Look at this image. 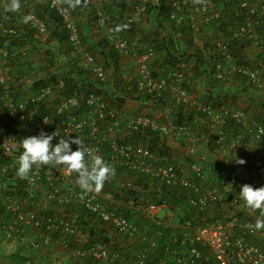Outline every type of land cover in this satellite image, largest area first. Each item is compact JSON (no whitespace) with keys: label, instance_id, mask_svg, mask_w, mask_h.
<instances>
[{"label":"built area","instance_id":"2783aa9c","mask_svg":"<svg viewBox=\"0 0 264 264\" xmlns=\"http://www.w3.org/2000/svg\"><path fill=\"white\" fill-rule=\"evenodd\" d=\"M42 1L59 17L67 35L69 52L61 54L59 61L67 62V69L71 67L87 71L91 78L104 84L107 75L82 42L71 8L66 7L63 0ZM87 1L92 9L91 25L102 31L103 39L121 58L133 63L132 80L137 93L156 96L166 93L174 105L197 107L205 114V124L208 123L212 129L218 127L215 143L219 147L227 145L235 149L241 146L246 150L254 148L255 152L264 151V125L249 119L242 110L234 107L214 111L209 106L198 105V101L186 89L189 81L182 65L164 77H152L149 66L155 60L156 52L152 46L143 43L136 28L147 18V7L155 6L157 0H128L129 7L121 18L118 13L115 19L105 8L113 0ZM227 2L231 4L235 16L240 17L228 29L229 40L248 41L246 51L249 48L257 49L264 59V33L261 31L264 27V0ZM2 4L6 5V1L0 0ZM21 4L26 8L18 11L19 18L26 20L27 29L45 38L46 22L30 8L29 0H22ZM210 4L209 0L167 2V20L175 27L186 23L198 49H202V39L207 36L204 27L218 15ZM5 21L0 14V38H17L19 26L6 25ZM130 28L134 31H129ZM178 40L179 35L176 34L177 50L181 47ZM215 40L209 61L212 78L217 81L241 78L247 80L250 88L264 90V69L249 65L250 58L246 54L242 60L234 55L229 40L223 34L216 36ZM7 46L0 44V110L4 113V117L0 116V208L9 215L7 218L0 215V239L3 242H20L37 232L39 240L49 244L51 238L42 235V224L46 232L61 231L69 236L73 243L71 257L88 259V264H264V249L255 242L259 231L255 228L256 222L243 213L238 215L246 207L238 195L240 186H264V165L260 168H247L244 165L246 167L240 173L226 159L224 165L214 167L197 152L199 144L195 142L199 139L192 136L190 123H176L172 113L167 110H163L159 119L139 112L128 116L124 105L116 101L108 104L102 93H89L84 97L76 93L60 96L64 87L60 78L35 93L18 96ZM26 53L20 50V58L26 59ZM44 102L53 105L46 107L48 113H42L39 121L33 124L31 120L38 112L37 105ZM225 116L238 127L233 137L222 131ZM41 130L46 133L56 130L57 138H54L53 144L62 135L79 137L112 167L144 173L165 185L184 189L188 193L187 205L197 212L195 214L204 213L202 223L185 219L179 224L178 217H182L184 209L179 204L172 206L165 201L159 204L147 202L132 207L131 201L125 204L121 198L114 199L113 194L102 190L81 196L82 190L76 184L77 175H67L60 167L33 166L29 178L20 179L16 174L17 158L22 152L20 141L26 136L39 134ZM143 130L156 133L167 144H180L186 140L189 145L195 146L186 148L182 156H175L174 153L169 158L158 156L140 142L128 139L133 133ZM76 147L72 145L73 150ZM182 158L188 162L185 169ZM113 177L105 183L112 182ZM16 184L22 188L23 194L14 197L9 193ZM121 185L124 183L119 182ZM125 186L131 187V183L126 182ZM37 188H48L44 201L58 206L54 213L44 216L46 220L43 222L34 210L29 209V200L35 197ZM226 204L227 209L215 218L213 213ZM125 205L126 209L135 210L141 219H147L153 227L127 218L119 211L125 209ZM70 206L81 207L95 216L103 227H111L121 244L131 253V259L124 260L120 253L109 250L100 241L88 243L86 233L78 226V215L70 212ZM254 212H258V218H264L261 217V210ZM36 240L37 237L29 244L33 250L40 248V242ZM159 240L161 244H158ZM158 245H161L160 254L155 255L154 250ZM173 246H177L176 249Z\"/></svg>","mask_w":264,"mask_h":264},{"label":"trees","instance_id":"16d2710c","mask_svg":"<svg viewBox=\"0 0 264 264\" xmlns=\"http://www.w3.org/2000/svg\"><path fill=\"white\" fill-rule=\"evenodd\" d=\"M4 1L11 2L12 6L14 4V0ZM29 1L32 2L35 0ZM21 2L22 0H19V8H5V5H0V14L6 19V25H18L20 28V34L17 38L7 36L0 38V44H8L7 50L11 63L10 66L16 72L14 78L16 81L15 87L18 91V96L21 94L30 95L35 93L40 90L41 87L47 86L52 81L60 78L64 82V87L62 89L63 92L60 96L76 93L78 96L84 97L89 93H102L108 101V104H113V102L116 101L119 105H125L127 101H133L139 103L141 108H148L149 112L153 109V111H155V109L160 110L169 107L170 113H172L176 123L186 122L192 125V129L197 125L203 129L201 131L203 132L202 134L199 133L195 136L199 139L195 142L196 144L204 145L209 154H219L221 152L222 147L216 145L215 139L213 136L211 137L213 129L208 123L205 124V114L198 110L197 107L174 105L168 100L166 93H162L159 96L137 93L135 91L131 73L126 68H122L124 65L121 62L120 55L108 45L106 40L100 39L93 45L87 46V34L89 32L90 24L89 20L87 21L88 24L85 25V32L82 33L81 29L79 30L82 42L87 47V50L93 55L95 62L102 67L107 75V80L104 84L91 78V75L87 71L83 69H73L71 67L70 69H67V62L59 61L61 52L62 54H67L69 52L67 35L59 17L55 15L44 2L38 4L34 11L40 19L46 22L47 28L44 35L45 38H42L34 31L27 29L28 24L26 20L19 18L18 11L22 10L23 7L26 8V6H22ZM63 2L66 7L71 8L75 18L81 16L83 11H88L91 7L90 2L87 0H80V3L75 7H72L74 0H63ZM167 2L168 0H157L155 6H148L146 10L147 17L152 20L155 25V30L151 35L152 37L150 38L149 36L147 39V45L149 44L152 46L156 52V58L149 66L152 77H164L169 71L176 70L182 65L185 67V69H183L185 74L188 75L189 82L186 88L188 93L193 94L197 91L200 92V96L197 98L198 105L209 106L214 111L219 110L222 107H233L232 104L228 102V96L230 97V95H233L234 93H245L247 89L250 88L249 83L247 80L241 78L231 80V82L226 80L217 81L213 79L210 69L211 64L209 61L211 59L210 53L213 50V43L216 41V36L223 34V36L229 40L230 34L228 29L230 26H234L235 22L239 21L240 17L235 16L232 6L227 0H209L218 15L204 27L205 35L208 36L203 37L202 40L204 45L202 46V49H198L193 42V38L186 23L175 27L167 20V14L169 11ZM128 7V0H113L109 5H106L105 8L111 18L115 19L118 13L121 18L122 13ZM129 31L132 32L134 30L130 28ZM261 31L264 33V27L261 28ZM176 34L179 35L178 41L181 46L178 50L175 47ZM49 41H54L55 45L58 46V50L52 48L42 50L44 58L35 64L30 62L26 63V59L20 58V50H23V44H29L31 51L34 52V50H37L42 43L46 44ZM228 43L233 54L242 60L244 54H246V48L249 42L245 40L230 39ZM254 61L257 67L260 69L262 68V70L264 69V59L262 58V55L255 58ZM123 70H127V74ZM57 98L58 97L56 96V100ZM49 105L52 106L53 103L50 104L49 102H44L43 104L37 105L38 112L31 120L33 124L39 121V117L42 113H48L46 107ZM261 108L264 111V104ZM3 115L4 113L0 110V116L4 117ZM258 121L264 125V118L261 119L263 122L260 120ZM222 131L229 134V137H233L236 135L238 127L232 120L225 116ZM128 139L140 142L143 146L158 156L169 158L173 153L175 156L182 155V152L179 149L171 148L165 140L151 131L143 130L141 132L133 133ZM188 146L194 147L195 144L186 145V148ZM241 159L245 161L243 165L248 164L250 167L247 168H251V166H258V164L264 160V156L261 159L257 152L253 151L243 155ZM263 162L261 164H264ZM231 165L236 166L237 163L233 161L230 163V166ZM215 166L219 167L220 165L215 163ZM113 168L115 169V174L112 182L105 183L101 190L113 194L115 197L114 199L118 200L121 198L120 200L125 202V204L131 201L133 203L132 207L147 202H155L159 204L165 201L172 206L179 204L184 208L182 217H178L179 224H182L185 219L195 221L197 224L202 223L203 218L205 217L204 213L195 214L197 212L187 205L186 197L188 193L184 189L165 185L156 178H152L144 173L127 171L122 168H117L116 166H113ZM119 182H123L124 185L119 186ZM126 182H130L131 187L125 186ZM13 187L14 188H11L9 193L10 195L17 197L23 194V190L22 188H18V184ZM47 190L48 188H37L35 197L29 200L31 205L29 209L34 210L38 219L42 222L46 220V214L54 213L58 208L55 204H50L44 201ZM227 205L228 204H226L225 207H218L216 212L213 213L215 214L214 217H219L221 212L227 209ZM125 206V209L122 208L119 211L127 218L134 219L138 224L148 227L151 226V228L153 227L147 219H141L135 210L131 208L126 209L127 205ZM72 211L78 215V226H80L86 233L88 243L100 241L106 245L109 250L120 253L122 258L125 257L124 260L131 259V253H129L127 248L121 244L111 227H103V225L95 219V216L81 207L70 206V212ZM0 215L6 218L9 216L3 208H0ZM44 227L45 226L41 224L42 235L49 236L51 238V243L44 244L42 240H39L40 235L35 232V235H38L36 236L38 238L36 241L40 242V248L38 250H33L29 245V256H26V253L21 252V250L18 249L10 254L5 260L10 261L11 264H48V262L45 263L43 255L42 257L40 256V258H37V255L41 254L46 248H50L54 251L60 250L72 258L71 251L73 250V243H71V238L61 231L46 232ZM258 239L256 238L255 242L264 249V243L262 240ZM262 243L263 245H261ZM158 244H161V240L158 241ZM160 246L158 245V247L155 248V255L160 254ZM176 247L177 246H173L175 249ZM152 261L153 259L150 260V262ZM80 263L88 264L90 263V260L78 258L74 262H71V264Z\"/></svg>","mask_w":264,"mask_h":264},{"label":"clouds","instance_id":"9594fccd","mask_svg":"<svg viewBox=\"0 0 264 264\" xmlns=\"http://www.w3.org/2000/svg\"><path fill=\"white\" fill-rule=\"evenodd\" d=\"M79 3L80 0H74L72 7ZM12 7L19 8V0H14ZM54 138H57L56 130L51 133L41 130L39 134L26 136L20 141L22 152L17 158L16 169L20 179L29 178L33 166L60 167L67 175H77L76 184L82 190L83 196L90 192H99L105 181L115 174L111 164L87 147L81 138L62 135L53 144ZM72 145L77 146L75 150ZM237 162L241 165L245 163L242 159ZM238 195L247 208L261 210V217H264V186L253 188L249 184H243ZM255 228L264 229V218L256 220Z\"/></svg>","mask_w":264,"mask_h":264},{"label":"crops","instance_id":"0c3cea01","mask_svg":"<svg viewBox=\"0 0 264 264\" xmlns=\"http://www.w3.org/2000/svg\"><path fill=\"white\" fill-rule=\"evenodd\" d=\"M43 2L44 1H42V0H35V1L30 2V5L29 6H30V8L32 10H35L36 6L38 4H40V3H43ZM5 8H13L11 2L7 1L6 2V5H5ZM90 9L91 8H89V10ZM81 14H82L81 16H79V17H77L75 19H76V22H77V24L79 26V29H81L82 33H84L85 32V25L88 24L87 21L88 20L90 21V18L88 16L87 10L83 11ZM87 36H88V40H87L88 45L87 46H91L96 41H98L100 39H103V33H102V31L99 30V29H97L96 27L94 28L91 25V22L89 24V32H88ZM23 45H24L23 46V50H25L27 52L26 53L27 54V58H26L25 62L26 63L30 62L32 64H35L36 62H38V61H40L41 59L44 58V53L42 52V50H44L46 48H52V49H57L58 50V46L55 45V42L54 41H49L46 44H43L42 43L41 46L37 48L38 52H37V50H34V52L31 51V47H30L29 44H23ZM61 54H62V52H61ZM120 59H121L122 64L124 65V66H122V68L128 69L129 72L131 73L132 72V68H131V65L132 64H131V61L129 59H123V58H120ZM128 66H129V68H128ZM11 71H12L13 74L16 73L15 70H13L12 68H11ZM123 71L126 72L127 70H123ZM126 74H127V72H126ZM232 80H234V79H232ZM229 82H231V80H229ZM249 90H251V88H248L247 89V91H249ZM204 91H206V90H204ZM244 94L245 93H243V95ZM190 95L192 97H194L195 99H197L200 96V92L197 91V92H195L193 94L190 93ZM243 95L241 93H239V94L238 93H234L233 95H230V97L228 96V102L231 103L234 108L240 109L242 111L247 110V111H245V112H247V113H245L246 115L247 114H249V115L252 114V112L250 111V109L252 108L251 105H256V103H258L259 106L261 105L260 107H262V105L264 104V100L263 101L262 100L259 101V98H255L253 95H248V94H245V96L247 98H249L250 102L244 101V99H243L244 97H242ZM249 104H250L249 108L246 109V107ZM263 116H264V114L261 117L264 118ZM257 122H259V121H257ZM215 130L216 129H213L212 130L213 133H216ZM227 136H229V134H227ZM176 144H177V149H179L182 152V155H183L182 149L179 148L180 144L175 143V145ZM173 147H176V146H173ZM240 148L242 149L241 150L242 152L239 153V154H237V155H235L233 153V152H235L234 150L237 151ZM199 151L207 152V155L209 154L208 150L207 149H204L203 147ZM243 151H245V152H243ZM253 151L255 152V149L254 148H251V149L246 150L243 147L239 146V147H237L235 149H231L227 145H224L223 148L221 149L220 154H217V155L209 154V156H216L217 157V160H220V161H222L223 159L226 158L227 161L230 162V163L233 162V161H235L237 163V165L235 167L238 169V166H240V164L237 161H239L242 158L243 155H246L249 152L251 153ZM230 153H233V154H231L229 156ZM257 154L262 159L263 156H264V151L263 152H257ZM182 155H180V156H182ZM263 161L264 160H262V162ZM262 162H260L258 164V167L259 168L262 165H264V164H261ZM224 163H225V161H224ZM219 164H221V163H219ZM247 166L250 167V165H248V164H247ZM243 167H244V165H243ZM233 169H235V168H233ZM258 216H259V214L257 212L256 219L258 218ZM34 238H36L35 237V234H32V235L30 234L29 238L26 239V240H23V241H20V242H18V241L17 242H15V241L12 242L13 244L14 243L15 244L14 245H9L7 249H9L11 251L10 253H14L16 250L20 249L21 252L26 253V256H29L30 255L29 254L30 252L28 250V247H29L30 242ZM258 240H262V238L261 239H258ZM261 245H263V244H261ZM32 254H33V252H32ZM42 255H43V259H44L45 263L48 262V264H71V262H74L76 260V259L70 258L67 254L61 252L60 250H55L54 251V250H52L50 248H46V250H44L41 254L37 255V258H40V256L42 257ZM0 264H11V262L6 260V261H1Z\"/></svg>","mask_w":264,"mask_h":264},{"label":"rangeland","instance_id":"374dc122","mask_svg":"<svg viewBox=\"0 0 264 264\" xmlns=\"http://www.w3.org/2000/svg\"><path fill=\"white\" fill-rule=\"evenodd\" d=\"M210 5H211V9L214 10L212 4H210ZM87 12H88V15H89V18H90L91 14H92V9L88 10ZM136 30H137L138 34H141L143 43L147 45L148 37L150 36V38H151L152 37L151 35H152L153 31L155 30L154 22L152 20H150L148 17L147 18L145 17L144 21L140 24V26H138L136 28ZM258 54L259 53H258L257 49H254V48H249L246 51V55L251 60V63H249V65H251L252 67H254L256 65L254 59L257 58L258 56H261V55H258ZM131 64L133 65V63H131ZM132 67L134 68V65ZM133 68H132L131 76L134 74ZM245 94L253 95L255 98H259V101H261V100L263 101L264 100V90H255V89L251 88V90L246 91ZM245 94L244 95L242 94L243 95L242 97H244L243 98L244 101L250 102L249 98H247L245 96ZM249 106H250V104L246 107V109L249 108ZM251 106H252V108L250 109V111L252 112V114L251 115L247 114V116L249 117V119H251L253 121H255V120H257V121L260 120L261 121V119H263L261 116L264 114L263 109L260 107L261 105L259 106V104L256 103V105H251ZM124 110H125V112H126V114L128 116L137 114L139 112V113L151 116L152 118H155V119H159L160 118L161 113H163V110H167V111L170 112L169 107H167L165 109H160V110H156L155 109V111H153L154 110L153 109V110H150V112H149L148 108H141V105L139 103L133 102V101H127L125 103V105H124ZM245 111H247V110H244L243 112L247 113ZM261 122H263V121H261ZM199 127L200 126L197 125L196 127H194L192 129V134H193L192 136L194 138H196L195 136L197 134H199V133L202 134L203 133V132H201L203 129L201 127L200 128ZM215 129H216L215 130L216 133L212 132V134H211V137L213 136L214 139L216 138V134L219 132L218 127H216ZM168 144L170 146H172V147L176 146V147H173V148H177V144L175 145V143L169 142ZM186 145H189V143L186 140H183L180 143V146L179 145L178 146H179L180 149H182V151H184L186 149ZM190 145H191V143H190ZM202 147L205 149L204 145H198L197 149L200 150ZM198 150H197V152L200 153L199 155H203L204 157H206L208 162H211L212 165H214V166H215V163H217V164L221 163V164H219L221 166V165H224L227 162L226 158L223 159L222 161H220V160H217L216 156H209V155H207V152H202V151H198ZM241 150H242L241 148L238 149L237 151L234 150L235 152H233V153L235 155H237V154L242 152ZM243 152H245V151H243ZM233 153H230L229 156L231 154H233ZM224 161H225V163H224ZM182 163H183V165H184L183 167L185 169L186 164L188 163L187 160H183V158H182ZM244 167H246V166H244ZM244 167H243V164L242 165L240 164V166H238V171H240V173H242V170H244ZM230 211H231V208H230ZM242 213L245 216L249 217L251 220L253 219L252 221L256 222V220H255L256 214H255L254 210H251V209H249L247 207H243L242 211H240V213L238 215H242ZM29 236L30 235H28L27 237H29ZM257 237L259 239L262 238V242L264 243V230L263 229H259ZM14 244L13 243H9V242L5 243V242H3L0 239V250H1V255H2V256H0V262L4 261L7 257L10 256V254H12V253H10L11 251L9 249H7V248H8L9 245H14Z\"/></svg>","mask_w":264,"mask_h":264}]
</instances>
